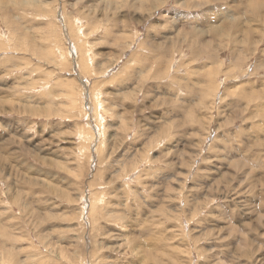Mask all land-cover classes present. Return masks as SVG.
<instances>
[{"label": "rangeland", "instance_id": "rangeland-1", "mask_svg": "<svg viewBox=\"0 0 264 264\" xmlns=\"http://www.w3.org/2000/svg\"><path fill=\"white\" fill-rule=\"evenodd\" d=\"M0 34V264H264V0H0Z\"/></svg>", "mask_w": 264, "mask_h": 264}, {"label": "bare ground", "instance_id": "bare-ground-1", "mask_svg": "<svg viewBox=\"0 0 264 264\" xmlns=\"http://www.w3.org/2000/svg\"><path fill=\"white\" fill-rule=\"evenodd\" d=\"M155 6V5H154ZM75 23H73V25H74ZM80 34V33H79ZM0 38H3V35H1L0 34ZM5 41H7L6 39H5ZM7 42H10L9 40L7 41ZM5 43V42H4ZM73 51V50H72ZM68 54V53H67ZM84 93V92H83ZM96 106L95 107H97V106H100L101 107V104H97L95 101L93 102ZM102 108V107H101ZM98 109V108H97ZM95 110V109H94ZM96 111V110H95ZM95 111H94V113H95ZM99 112V111H98ZM101 122V121H100ZM83 134V133H82ZM80 136V135H79ZM82 137V136H81ZM89 139H91V138H89ZM100 199V198H99ZM99 202V200H95V201H93L92 202V204H91V211H94V213H96V205H97V203ZM261 264V263H260Z\"/></svg>", "mask_w": 264, "mask_h": 264}]
</instances>
